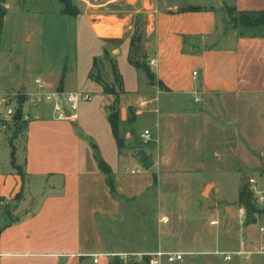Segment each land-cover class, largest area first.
<instances>
[{
  "label": "crops",
  "instance_id": "obj_1",
  "mask_svg": "<svg viewBox=\"0 0 264 264\" xmlns=\"http://www.w3.org/2000/svg\"><path fill=\"white\" fill-rule=\"evenodd\" d=\"M71 1L77 15L63 14L60 0H29V13L31 20L40 17L51 39L57 38L54 29L61 23L73 24L77 40L88 31L85 36L94 44L87 65L80 64L82 69L75 58L68 74L50 83L54 89L75 91L84 78L92 88L88 92L99 99L80 105L76 120L57 119L49 104H27L28 119L16 136L14 130L10 135L16 164L12 154L8 161L0 158V264H113L116 257L108 254L159 249L190 256L178 264H264V252L259 251L264 212H255L243 224L239 219L240 187L250 174L264 176V28L240 29L230 21L238 12L264 11V0ZM111 4H125L129 10L120 16L98 11ZM5 5L2 53L12 46L3 43L5 36L16 37L10 0ZM229 8L236 11L230 13ZM139 15L146 22L137 52L142 50L144 56L133 60L132 42L123 37ZM112 16L123 24L121 35H112L100 23L101 17ZM225 19L232 32L225 29ZM31 25L29 18L23 23L27 42L34 36ZM3 45L9 49L1 51ZM12 60L0 74L4 81L18 64ZM121 60L126 72L119 66ZM137 69L146 75L142 86L126 74ZM102 71L106 77L95 74ZM31 72L28 64L20 80L10 79L4 92L20 86L30 92ZM67 75L77 77V83L68 84ZM114 108L119 111L121 146L109 122ZM139 121L143 130L136 127ZM145 129L153 137L148 144L141 141ZM143 153L152 157L153 165L132 173ZM105 167L120 196L109 191ZM209 186V208L201 214L212 212V231L201 237L203 227L197 224L193 236L184 238L190 228L189 190L204 197ZM235 188L237 196L230 197L229 190ZM139 197L147 199L149 207L141 212L140 225L153 220L152 214H167L170 226L159 223L155 233L142 231L140 237L123 242L109 231L106 241L102 228L120 214L119 199ZM5 200L8 203L1 204ZM132 216L125 220L128 231ZM236 251L245 253L233 254ZM223 253L232 258L225 260Z\"/></svg>",
  "mask_w": 264,
  "mask_h": 264
},
{
  "label": "rangeland",
  "instance_id": "obj_2",
  "mask_svg": "<svg viewBox=\"0 0 264 264\" xmlns=\"http://www.w3.org/2000/svg\"><path fill=\"white\" fill-rule=\"evenodd\" d=\"M9 0H4L2 4H0L1 7H5L6 9V2ZM174 1H180V0H174ZM184 2H187L188 0H183ZM202 2V1H200ZM10 3L12 5V15H14V18L11 22V27L14 28V31H16V37H10L9 40L7 39V36H5L4 39V44L12 46L10 47V51L8 52H0V74L4 69L8 68L9 61L12 60L13 58L16 59V62H18L17 65H15L14 70L12 73L9 74V72L6 74V81H4V77H0V80H2L1 83V89L0 93H3L5 89H7L9 86L10 79L14 80H20L21 74L24 70H26V67L28 64L32 67V72L31 75L28 76L29 78V83L32 89L28 91H33L35 88V83L34 80L36 78H42L45 82L48 83V88L45 90H52L54 87L51 85L50 81L58 76H62L61 74H68L70 66L72 65L74 59L76 58L78 61L77 63L79 66L80 64L83 65V62L86 61L87 65V57H88V51L89 47L91 44H94L93 38L92 37H86L85 35L88 34V31L85 32L86 34L81 37V39H78L75 37V35H72L73 32V24L71 23H61V25H57V28L54 29L57 31V38L56 39H51L47 32H43L42 30V20L40 17H35L31 20V14L30 12V6H29V0H10ZM18 8L22 11H18ZM95 9V8H90V10ZM17 12H16V11ZM129 10V7L125 4H111L110 6L108 5L107 8H99L98 11H101L102 13L105 14H113L116 13L117 16H120L121 14H126ZM16 14V15H15ZM29 18L31 22V26L35 27V30L33 31L34 36L33 40L31 42H27L24 40V35H25V30L23 29V23L26 21V19ZM100 23L104 25L105 29H108L112 35H121L123 33L122 31V23H120L115 16L106 18V17H101ZM106 21V23H104ZM145 19L144 16L139 15L135 17L132 21V28L128 29L126 26L127 30L124 32V37L128 41L132 42V53L130 55V58L133 60H136L138 57L144 56V52L141 50L140 52H137V47L138 49H142V47L138 44V41L141 39L142 32L144 30V25H145ZM97 25V24H96ZM95 25V27H96ZM240 29H242V26H240ZM18 30V31H17ZM12 36V35H11ZM109 36V35H108ZM18 37V40L16 39ZM9 49L8 47L4 49V45L1 48V51ZM31 52V53H30ZM12 57V59H10ZM113 61V60H112ZM2 62L5 63V67L3 66ZM13 62V60H12ZM14 64V63H13ZM119 66L122 70V72H126L124 67L125 66V60H121L119 63ZM82 67V66H81ZM83 69V67H82ZM98 77H104L105 72H95ZM128 76L134 77L136 80V83L139 86H142L144 81H146V75L145 72L142 69H137L134 70L133 73H126ZM118 76V74H117ZM106 77V75H105ZM81 78V77H80ZM67 83L68 84H76L77 83V77L74 75H67ZM84 82L86 80L84 78H81ZM119 79V78H118ZM117 80V79H116ZM84 82L80 83L78 87L76 88V91H91L92 89L90 86H87L84 84ZM26 83V82H25ZM8 84V85H7ZM107 85V83H106ZM53 87V88H52ZM108 88V87H106ZM24 87H18V89H13V90H8L6 92H13L17 93V95L10 101V104L13 107H16L17 109H22L24 115L26 114V109H27V104L29 105V99L27 95L25 94V89ZM57 90H61L59 87H55ZM23 98L24 103L21 104V99ZM97 99H99V95L95 94L92 95V99L90 101H85L81 102L80 105H83V107L90 106L91 103H94ZM99 103V100H98ZM41 104V103H39ZM79 105V106H80ZM26 106V107H25ZM1 109V107H0ZM77 113L79 112V107L77 108ZM15 121V120H14ZM13 121V123H14ZM21 123H19L16 127H14V124L11 123L10 126L3 132H0V158L3 160V162L8 161L10 159V156L12 154V140L10 138V135L13 131V136L17 135L15 132L17 130H20L22 126L24 125V122H26V119H21ZM136 127L139 130H143V124L139 121L136 123ZM20 128V129H19ZM17 133V132H16ZM143 164L140 162V165L138 166L141 171H143V168H141ZM136 170V167H134ZM139 175V173H137ZM114 191L111 190L110 185L108 184L109 191L115 196L117 194L118 196L119 193L117 191L116 185H113ZM193 184H191V190H193ZM195 189V187H194ZM190 191V196L188 197L187 200L190 201L191 208L190 212L187 215L188 217V223H189V229L187 232H185L184 238H190L193 236L192 229L197 226V224H202L203 230H199L198 234L201 237L206 238L212 231V229L209 226V218L212 215V212L210 211L209 213H202L201 214V209L204 212L208 211V204L205 202L207 197H208V192L210 190V186L205 189L204 192V197H201L199 193H192ZM238 189H233L229 190V196L234 197L237 196L238 194ZM186 200V201H187ZM212 201V198L210 199ZM120 201V214L115 217V218H110L107 219L106 222L104 223L103 226V231L102 234L107 241V238L109 237V231L112 232V235L114 232L117 233V239L121 240L122 242L124 240H130L133 239V237H140L142 231L146 234L149 235V233H155L157 231V224L162 223L165 224L166 228L170 226L171 218H168L169 216L167 214L166 217L168 218L167 222H161L160 219L163 215H153L151 218L153 220L150 221H144L142 225H140V219L144 220V218L140 215L141 212H144L146 209H148L147 199L144 198H128L127 200L124 199H119ZM150 203V202H149ZM202 203H204V207H202ZM171 206L172 203L170 202ZM152 208L155 207L154 203L151 205ZM188 208V206H187ZM131 213H134V217L132 219L133 221V228L128 231L129 226H125V220H127L126 217L131 216ZM124 217H122V215ZM141 216V217H140ZM123 218V219H122ZM125 218V219H124ZM122 219V220H121ZM154 222V225L152 224ZM208 223V224H207ZM116 224V225H115ZM145 227V228H144ZM148 228V229H147ZM197 228V227H196ZM212 254V253H209ZM211 257H216V258H221V255H215L212 254L210 255ZM207 256V257H210ZM189 258V255H184L183 258ZM179 262V261H178ZM178 262H175L173 264H178Z\"/></svg>",
  "mask_w": 264,
  "mask_h": 264
},
{
  "label": "built area",
  "instance_id": "obj_3",
  "mask_svg": "<svg viewBox=\"0 0 264 264\" xmlns=\"http://www.w3.org/2000/svg\"><path fill=\"white\" fill-rule=\"evenodd\" d=\"M194 76H197V72L194 71ZM35 88L31 92H25L29 99V105L35 106L39 103H45L51 105L55 117L60 120H76L77 119V108L81 102L90 101L92 94L86 91H62L57 89L45 90L48 88V83L42 78H36L34 80ZM17 93L4 92L0 93V132L5 131L11 123L14 121L17 108L10 104V101L14 99ZM196 101H200L196 98ZM21 109V108H20ZM22 111V109H21ZM22 118L28 119L27 114L24 115L22 111ZM14 124V123H13ZM153 140L152 133L149 129H145L141 135V141L143 144H148ZM140 169L136 168L132 170V173L139 172ZM248 191L251 194V199L255 207L264 212V176L261 174H250L246 177L245 181ZM8 203L7 200L1 201V204ZM248 216L247 209L244 205L239 207V219L243 224L246 222ZM161 222H167L168 218L162 216ZM216 220L210 222L214 225ZM263 241L260 245L259 251L264 252V226L259 228ZM243 251H236L233 254L242 255ZM117 257L119 264H165L175 263L183 259L184 253L172 252L165 250H155L147 252H122L108 254ZM225 260L232 258L231 253H223ZM99 256L96 255L94 258L95 262H98Z\"/></svg>",
  "mask_w": 264,
  "mask_h": 264
},
{
  "label": "trees",
  "instance_id": "obj_4",
  "mask_svg": "<svg viewBox=\"0 0 264 264\" xmlns=\"http://www.w3.org/2000/svg\"><path fill=\"white\" fill-rule=\"evenodd\" d=\"M4 0H0V4L3 3ZM61 3L64 4V9L62 10L63 14H69V15H77L78 14V9L77 7L72 3L71 0H60ZM190 9H198L197 7H191ZM230 13L235 12L236 10L233 8H229L228 9ZM6 14V9L5 7H1L0 6V31L1 28L3 26V18L4 15ZM230 21L232 22V24L234 25V27H238V26H242V27H263L264 28V11H257V12H238L236 16H230ZM135 64H137L136 62H134ZM138 65V64H137ZM143 68L146 71V73L148 74L149 78L151 80L154 79L152 73L150 72V68L146 65L143 64ZM24 103L23 98L21 99V104L22 105ZM21 121H14V125H18ZM109 122L111 124L112 127V131L118 141V144L121 146L123 145V140L120 137V133H119V111L114 108L112 110V112L109 115ZM12 162L15 165V158H14V151L12 153ZM101 164L103 165V162H101ZM104 167V166H103ZM104 171L106 173H108V184L110 185V188L112 191H114V181L113 178L111 176V170L108 167L104 168ZM239 204L240 205H244L247 209L248 212V216H247V222L251 220V216L255 213V212H259V210L255 207V205L252 202L251 199V194L248 191L247 185L246 183H243L242 186L240 187V192H239ZM113 264H119V260L116 257V259L114 260Z\"/></svg>",
  "mask_w": 264,
  "mask_h": 264
},
{
  "label": "water",
  "instance_id": "obj_5",
  "mask_svg": "<svg viewBox=\"0 0 264 264\" xmlns=\"http://www.w3.org/2000/svg\"><path fill=\"white\" fill-rule=\"evenodd\" d=\"M224 26H225V29L229 32H232V27H231V24L228 20L225 19L224 21ZM22 119V111L21 109H17L16 111V115L14 117V120L15 121H20ZM98 159L100 160L99 158V155H97ZM141 161L144 165V168L146 170L150 169V167L153 165V160H152V157L148 156L146 153H143L142 156H141ZM205 205V204H204ZM204 207V206H203ZM22 215V213L20 214Z\"/></svg>",
  "mask_w": 264,
  "mask_h": 264
}]
</instances>
